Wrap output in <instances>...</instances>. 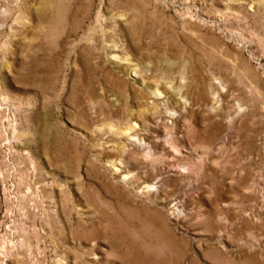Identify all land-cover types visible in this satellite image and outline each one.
Instances as JSON below:
<instances>
[{
    "label": "rangeland",
    "instance_id": "1",
    "mask_svg": "<svg viewBox=\"0 0 264 264\" xmlns=\"http://www.w3.org/2000/svg\"><path fill=\"white\" fill-rule=\"evenodd\" d=\"M263 108L264 0H0V264H264Z\"/></svg>",
    "mask_w": 264,
    "mask_h": 264
},
{
    "label": "bare ground",
    "instance_id": "2",
    "mask_svg": "<svg viewBox=\"0 0 264 264\" xmlns=\"http://www.w3.org/2000/svg\"><path fill=\"white\" fill-rule=\"evenodd\" d=\"M170 47V46H169ZM174 47V46H173ZM125 69H127V71L128 72H130V74L133 72L132 70L133 69H130V68H128V67H126ZM124 69V70H125ZM136 72V71H135ZM172 72V71H171ZM170 75V73L167 71L166 72V74H164V76H166L165 78H169V75ZM186 77V76H185ZM180 78V77H179ZM182 79H183V77H181ZM193 79L195 80V79H197V77H196V75L194 74L193 75ZM199 83L202 85L203 84V81L202 80H199ZM182 89V88H181ZM185 89H186V91H188V87L187 86H185ZM204 92H203V90L202 89H196V87H192V88H190V91H189V93H188V95H193V99L194 100H198V101H202V102H204L205 101V97H204V94H203ZM152 94H153V97L154 98H156V100L157 101H163V98L164 97H162V95L161 94H159L158 92H156V91H154V92H152ZM179 94V93H178ZM180 94H181V92H180ZM166 100V99H165ZM184 100V99H183ZM184 103V105H185V102H183ZM263 111H264V108H263ZM239 112H240V108L238 107V106H236L235 108H234V110H233V115H234V117L235 116H237L238 114H239ZM229 121V120H228ZM232 122V121H231ZM120 134H121V138L122 139H124V140H126V141H128V140H131L130 139V135L128 134V133H121L120 132ZM113 166H114V164H112ZM159 180L158 179H156L155 180V182H153V184L152 185H147V186H145L146 188H151V189H154V186L156 185V183L158 182ZM158 191V190H157Z\"/></svg>",
    "mask_w": 264,
    "mask_h": 264
}]
</instances>
